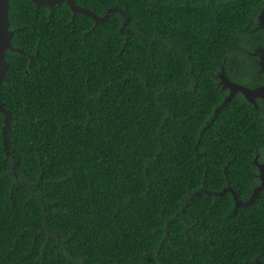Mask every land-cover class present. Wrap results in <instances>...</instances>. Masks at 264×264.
<instances>
[{
  "label": "trees",
  "instance_id": "trees-1",
  "mask_svg": "<svg viewBox=\"0 0 264 264\" xmlns=\"http://www.w3.org/2000/svg\"><path fill=\"white\" fill-rule=\"evenodd\" d=\"M96 27L10 0L0 102V264H264V114L233 81L264 83V0H74ZM128 30V32L126 31ZM264 110V103L261 105ZM198 193V194H196Z\"/></svg>",
  "mask_w": 264,
  "mask_h": 264
},
{
  "label": "water",
  "instance_id": "water-1",
  "mask_svg": "<svg viewBox=\"0 0 264 264\" xmlns=\"http://www.w3.org/2000/svg\"><path fill=\"white\" fill-rule=\"evenodd\" d=\"M29 1L32 2L36 7L44 6L48 8H53L54 6L62 2H66L72 13V19L76 14L89 17L94 22V27L106 23L109 20L112 13H118L123 18L122 26L119 29L120 33H124L128 22V18L125 16L124 10L117 7L109 8L102 17H96L93 12H91L86 8L76 5L73 0H29ZM8 10H9V0H0V85L5 80V72L7 68V61L5 59L6 52L11 51V52L22 53L20 49L13 47L11 44V38L14 35L15 30L9 29ZM257 21H258V28L264 27V2L260 10V13L257 17ZM126 31L128 32V30ZM254 53L255 55L259 56L260 65L264 66V47L258 48ZM219 78L222 88H228L229 93L223 99L222 103L215 109V113L219 109L226 106L232 100V98L235 96L237 92L242 94L246 102L253 104V106L255 107H256L255 98L264 100V86H259L251 89L236 84L234 82L229 81L225 77L223 71L221 72ZM0 113L4 117V126H3L4 149L6 154L9 155V152L7 150L8 149L7 130L9 128L10 120L12 117L10 112L4 108L3 103L1 102H0ZM253 162L258 170L259 184L253 188L247 200L245 201L240 200L237 196V193L229 185L226 188H224L222 192L219 193V195H223L226 192H228L232 196V200H233L232 212H235L240 207H246L252 204L258 198L259 194L264 190V162L258 163L257 156H255Z\"/></svg>",
  "mask_w": 264,
  "mask_h": 264
},
{
  "label": "flooded vegetation",
  "instance_id": "flooded-vegetation-1",
  "mask_svg": "<svg viewBox=\"0 0 264 264\" xmlns=\"http://www.w3.org/2000/svg\"><path fill=\"white\" fill-rule=\"evenodd\" d=\"M29 1V0H28ZM74 1V0H73ZM32 3V2H31ZM62 3H64V4H66V2H62ZM62 3H60V4H62ZM75 3V2H74ZM33 4V3H32ZM34 5V4H33ZM59 5V4H58ZM58 5H56V6H58ZM67 5V4H66ZM77 5V4H76ZM35 6V5H34ZM68 6V5H67ZM79 6V5H78ZM9 7H10V0H9ZM36 7V6H35ZM40 7H44V6H40ZM40 7H36V8H40ZM55 7V6H54ZM53 7V8H54ZM81 7V6H80ZM45 8H48V7H45ZM53 8H48V9H50V10H52ZM83 8H86V7H83ZM86 9H88V10H90L89 8H86ZM108 9H106V11H107ZM91 12H93L94 14H95V16L96 17H102L103 15H99V14H97L96 12H94V11H92V10H90ZM105 11V12H106ZM259 15V14H258ZM258 17V16H257ZM89 18V17H88ZM90 19V18H89ZM91 20V19H90ZM92 21V20H91ZM8 22H9V20H8ZM92 23H93V27H94V22L92 21ZM10 29V28H9ZM260 29H264V27H262V28H258V21H257V27H255V28H253L252 29V31H256V30H260ZM11 30V29H10ZM263 48L264 47V45H256L255 47H253V49H252V51H249L248 52V55H250L251 56V58L253 59V62H254V64H255V66H256V68H257V73L258 74H263L264 73V66H261L260 65V61H259V56H257V55H255V51L258 49V48ZM224 72V75H225V77L229 80V81H231V82H234V83H236V84H239V85H242V84H240V83H237V82H235V81H233V80H231L227 75H226V72H225V70H224V68L223 67H221L220 68V71L217 73V75H216V78H217V80H218V83H217V85H219L220 86V88H221V90L224 92V95H223V99L228 95V93H229V90H228V88H222V85H221V83H220V78H219V76H220V74H221V72ZM242 86H245V87H248V88H256V87H259V86H264V83H260V84H257V85H254V86H252V87H250V86H246V85H242ZM238 95H240V96H242V94L241 93H239V92H237L236 94H235V96L232 98V99H234L235 97H237ZM242 98H243V96H242ZM244 99V98H243ZM245 101V100H244ZM248 104H250L251 106H253V104H251V103H249V102H247ZM264 103V100H261V99H258V98H255V104H256V107L255 106H253L254 108H256V109H258L261 113H263L264 114V110H263V108H261L260 107V105L259 104H263ZM264 107V106H263ZM256 156H257V161H258V163H262V162H264V160H262V161H259V155L258 154H256ZM255 158V157H254ZM254 160V159H253ZM253 164H254V162H253ZM254 166H255V168H256V165L254 164ZM256 178H257V180H258V184H259V179H258V170H257V168H256ZM257 184V185H258ZM256 185V186H257ZM255 186V187H256Z\"/></svg>",
  "mask_w": 264,
  "mask_h": 264
}]
</instances>
